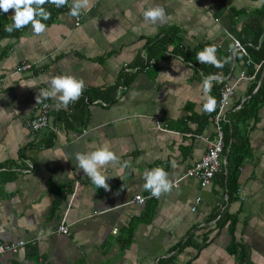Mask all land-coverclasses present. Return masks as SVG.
Returning a JSON list of instances; mask_svg holds the SVG:
<instances>
[{
    "label": "crops",
    "instance_id": "obj_1",
    "mask_svg": "<svg viewBox=\"0 0 264 264\" xmlns=\"http://www.w3.org/2000/svg\"><path fill=\"white\" fill-rule=\"evenodd\" d=\"M72 4L43 23V33L29 23L0 40V244L42 240L2 255L0 264H237L232 242L245 264H264V103L242 125L239 142L247 141L248 152L237 179L240 197L236 191L228 198L220 172L206 187L182 178L216 134L219 79L234 86L227 114L261 83L263 73L258 82L239 79L244 53L235 40L253 36L249 27L264 0H89L76 17ZM155 9L162 11L155 21L145 17ZM252 27L264 34V17ZM164 34L174 35L168 53L144 70L147 42ZM206 47L215 48L222 67L198 68L179 54ZM23 63L35 65L32 73L16 71ZM57 75L82 79L84 91H107L108 101L81 95L64 108L50 98L58 134H31L24 122L35 114L40 87ZM208 76L214 79L205 93ZM209 97L211 111L204 107ZM99 148L118 157L100 169L108 191L75 159ZM154 168L172 185L159 198L144 188V172ZM136 195L147 197L144 204L133 202ZM59 226L68 235L56 233Z\"/></svg>",
    "mask_w": 264,
    "mask_h": 264
},
{
    "label": "trees",
    "instance_id": "obj_2",
    "mask_svg": "<svg viewBox=\"0 0 264 264\" xmlns=\"http://www.w3.org/2000/svg\"><path fill=\"white\" fill-rule=\"evenodd\" d=\"M69 2L70 0H67V3L60 7H57L56 5L51 3H45L44 5L39 6L43 7V9L46 12H49L51 16L47 20L43 19L40 16H36V19L39 20L41 23L50 24L59 14L67 10ZM32 7L36 8L38 6L33 5ZM255 13L257 17L253 19L249 27V29L251 30L249 33L253 36L251 38L246 39L244 42L239 37L236 40L246 48L247 55L240 53L239 56L243 57V66L245 67V72L247 75H252L254 72L253 65L245 66L246 61L248 59L252 60L255 64H261L260 71L257 72L254 76L256 82H258L260 80L261 74L263 73L261 83L255 93L252 94L253 89H249L250 97L247 102L240 105V107L235 111L228 112L226 118L229 123L226 125L224 123L221 128L224 142L222 161L226 159L227 169L225 172L224 165H222L219 174L222 176L221 178L225 181V187L229 199L234 198L236 194L238 188L237 179L239 176V169L248 152L247 141L243 140L242 142H239V139L242 138V125L246 124L249 119L254 118L256 116L257 110L264 103V34L261 28L252 27L255 26L264 17V7L262 10ZM12 16H8L6 13L0 12V40L9 37H16L27 27L28 24L19 30L14 29L11 33L6 32L5 26L11 25L13 23ZM173 40L174 35L164 34L162 37L155 39L154 41L147 42L144 52L145 59L147 61L151 59L155 60L157 56H162L163 54L168 53L166 49L170 47V44L172 45ZM246 43H250L251 48L248 47ZM175 49L177 48L175 47L173 50ZM200 51L202 50L195 49L179 51V54L182 59L189 62H193L195 65L198 64L199 68L202 63L199 64V61L196 59V55ZM140 61H142V65L143 62L145 63V60L142 57ZM211 69L212 68H207L205 70ZM224 71L226 73L228 72V69H224ZM255 84L253 86H255ZM219 87L217 88V92L219 91ZM106 92L104 93L95 90L83 91L82 96L87 97L88 100H91V96L93 94V98L108 101L106 98H104ZM219 220H221V217H219ZM229 252L236 257L237 264H245L246 261L244 258L243 249H241L238 244L232 242L229 248Z\"/></svg>",
    "mask_w": 264,
    "mask_h": 264
},
{
    "label": "clouds",
    "instance_id": "obj_3",
    "mask_svg": "<svg viewBox=\"0 0 264 264\" xmlns=\"http://www.w3.org/2000/svg\"><path fill=\"white\" fill-rule=\"evenodd\" d=\"M45 3H51L57 7L63 6L67 0H0V12L7 13L10 9L14 10L12 16L13 23L5 26V31L11 33L14 29L19 30L29 23L33 25V31L39 35L45 31V25L36 19L40 16L47 20L51 14L46 12L43 7ZM89 0H73L70 10V15L76 17L80 14V9L87 7ZM33 5L38 7L34 8ZM162 15L160 9L149 10L145 13L146 18H151L155 21ZM214 47H206L196 55V59L200 63H208L215 67H222V64L215 56ZM213 76H208L204 80V91L208 93L211 87ZM85 89V83L82 79H77L73 76L57 75L52 76L48 80V87L41 89L36 97L37 103L43 98H55L58 100L57 107L67 108L69 103L77 101ZM215 101L209 97V102L204 105L208 111L213 110ZM75 159L77 161V168L82 170L91 182L97 188H103L105 191L109 190L107 184L108 178L100 171L101 168L118 162V157L114 152L108 148H99L91 153H76ZM127 162L123 167H127ZM145 184L144 188L150 191L151 196L159 198L162 192L170 191L172 185L167 179V173L162 168H154L152 170H145L144 172Z\"/></svg>",
    "mask_w": 264,
    "mask_h": 264
},
{
    "label": "built area",
    "instance_id": "obj_4",
    "mask_svg": "<svg viewBox=\"0 0 264 264\" xmlns=\"http://www.w3.org/2000/svg\"><path fill=\"white\" fill-rule=\"evenodd\" d=\"M81 18L77 17L75 25H78ZM235 48L236 50H240L245 55L246 52L242 45L235 40ZM142 58L145 60V66L144 70L153 69L155 66L154 60H146L145 55H141ZM253 65V68L255 69V72H258L261 68V64H255L250 59L246 61V66ZM34 64L32 63H23L21 64L16 71L18 73L26 72V73H32L34 69ZM138 70V69H137ZM135 70V71H137ZM126 72H131L132 69L126 68ZM254 75H247L245 70L241 71L239 74V79L241 80H249L253 79ZM220 87H219V100H218V106L215 114L213 115V124L216 129V134L214 137L207 141V148L205 153L202 155V157L197 161L190 169H188L182 176V178L186 179H196L199 181V184L201 187H206L210 185L211 181L213 180L214 176L221 171V167L224 163V160L222 161V155L224 151V142H223V133L220 128V123L225 121L226 114H227V108L229 106L230 99L234 96V86L228 85L226 83H222V79H219ZM46 87H40L41 89H45ZM39 90V91H40ZM51 104H50V98H43L40 100V102L37 103L35 106V114L28 119L25 120L24 126L25 128L31 133L36 134L40 131L44 130H50L54 134H58V131L50 124L49 121V112H50ZM29 168H31V165H29ZM26 173V171H24ZM177 183H174L173 185L176 186ZM238 194V191H237ZM240 197V194H238ZM147 197L136 195L133 198V202L141 205L144 204ZM195 204H198V200L195 202ZM195 206L191 209V211L195 210ZM114 233L116 231H113ZM56 233L68 235V229L64 226H59L56 229ZM42 243L41 239L31 240V241H17L16 243L11 244H0V257L4 254H16L20 249L24 248L26 245H34V244H40Z\"/></svg>",
    "mask_w": 264,
    "mask_h": 264
},
{
    "label": "water",
    "instance_id": "obj_5",
    "mask_svg": "<svg viewBox=\"0 0 264 264\" xmlns=\"http://www.w3.org/2000/svg\"><path fill=\"white\" fill-rule=\"evenodd\" d=\"M223 165H224V170H225V172H226V169H227V163H226V159L224 160V163H223Z\"/></svg>",
    "mask_w": 264,
    "mask_h": 264
},
{
    "label": "rangeland",
    "instance_id": "obj_6",
    "mask_svg": "<svg viewBox=\"0 0 264 264\" xmlns=\"http://www.w3.org/2000/svg\"><path fill=\"white\" fill-rule=\"evenodd\" d=\"M11 11H12V9H10L8 12H11ZM8 12H7V13H8ZM8 14H10V13H8Z\"/></svg>",
    "mask_w": 264,
    "mask_h": 264
}]
</instances>
